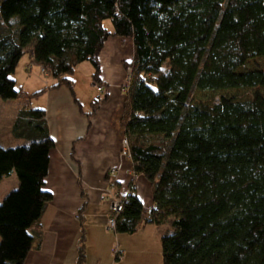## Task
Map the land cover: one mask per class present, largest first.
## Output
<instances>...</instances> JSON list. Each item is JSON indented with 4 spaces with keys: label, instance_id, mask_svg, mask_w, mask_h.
<instances>
[{
    "label": "trees",
    "instance_id": "1",
    "mask_svg": "<svg viewBox=\"0 0 264 264\" xmlns=\"http://www.w3.org/2000/svg\"><path fill=\"white\" fill-rule=\"evenodd\" d=\"M110 39L133 50L123 62L131 74L120 124L134 174L152 185L154 204L145 219L131 184L120 195L126 202L115 232L169 224L163 264H264V96L192 104L196 91L264 88V69L242 70L264 58V0H0V99L23 98L14 75L28 54L80 105L72 77L88 62L103 89L90 120L109 99L100 55ZM27 114L40 137L0 144V185L13 174L19 182L0 204V264L26 263L40 237L33 229L53 201L45 185L55 144L45 111ZM81 226L77 264L86 262L83 219Z\"/></svg>",
    "mask_w": 264,
    "mask_h": 264
},
{
    "label": "crops",
    "instance_id": "2",
    "mask_svg": "<svg viewBox=\"0 0 264 264\" xmlns=\"http://www.w3.org/2000/svg\"><path fill=\"white\" fill-rule=\"evenodd\" d=\"M124 43L122 39H110L100 55L102 81L107 86L109 99L90 120L88 114L91 112L92 102L99 94L96 90L95 94L91 92L92 88L96 89L92 80L93 68L89 83L91 89L88 87L87 93H84L87 105L82 102L76 79V71L81 64L72 77L76 99L80 105L75 102L67 87L54 88L58 84L55 80L53 85L41 90L43 93L40 99L45 103L40 108H21L10 104V110L8 107L2 110L0 141L6 145L0 143L2 146L13 148L40 137L27 124L29 110L45 111L46 136L55 144L45 185V190L53 195V201L40 225L33 229V234L40 237L35 239L25 264H77L82 219L86 236L85 264H126L132 248L128 245L127 238H133L138 231L126 237L125 234L112 235L107 229V199L113 187L117 195L124 196L134 185L136 195L147 211L144 217H150L154 206L153 187L144 177L134 174L132 162L124 153L122 144L125 136L120 121L126 100L122 90L126 77L123 62L133 57L131 45V49L126 51ZM11 110L17 112L14 114ZM17 127L19 130L15 131ZM12 144L15 146H11ZM84 206L81 215L80 211ZM146 225L148 228L155 227L157 241L160 243L165 235L162 228H166L165 231L168 232L170 230L169 224L155 226L147 224L146 221L139 229ZM117 249L121 250L119 260H116ZM123 254L125 257L122 258Z\"/></svg>",
    "mask_w": 264,
    "mask_h": 264
},
{
    "label": "rangeland",
    "instance_id": "3",
    "mask_svg": "<svg viewBox=\"0 0 264 264\" xmlns=\"http://www.w3.org/2000/svg\"><path fill=\"white\" fill-rule=\"evenodd\" d=\"M104 25L107 29L112 30V25L109 21L105 22ZM123 46L126 48V51L128 50V48L131 49V47H129L130 43L128 42H125ZM31 67L32 69H30ZM256 69H264V58H260L249 62L242 70L253 71ZM124 73L126 75L124 85H126L127 81L129 80L128 77H130L129 73H131V69L130 68L127 69L126 72ZM92 74H93V67L88 62L82 63L81 66L77 68L76 71V79L78 82L79 95L82 102L86 105H87V101L84 100L85 97L84 93H87L88 87L90 88L89 83L91 81ZM47 77L48 76L44 72V70L38 65L34 64L31 57L28 54L24 55L21 61L19 62L14 75V79L17 81L18 89H21V91L23 92V98L20 101H4L0 99V116L2 114L3 108L8 107V105L10 104H13L15 107L19 106L21 108H24V106L25 108L30 107L31 109L40 108V106L43 103H45L44 100L40 99V95L35 97L33 96L36 95L38 92H41V90L44 89L45 87H49L55 83L54 79H50ZM124 85L122 86V90L124 88ZM95 90L96 89L92 88L91 92L95 94L96 93ZM256 91L261 92L264 96V88L255 89V90H229L224 92H203V93L196 91L193 96L192 104L196 105L202 103L213 106L216 105L220 97L223 96L234 97L242 101H249L253 98ZM84 109L86 111H89L87 107H84ZM11 111L14 114L17 112V110L16 111L11 110ZM0 143L4 145V143H2L1 141ZM17 144L18 143H15V145ZM15 145L12 144L11 146H15ZM123 149H124V144H123ZM18 184H19L18 178L15 174L13 175V177L10 176L3 179L0 185V204L4 202V200L8 197V195L12 191L16 190ZM165 230L166 228H162L161 231L164 232V234H167L168 231ZM155 231H156L155 227L149 226L148 228V226L146 225V226H142L138 230V234H136L133 238H127L128 245L131 246L132 248H130L131 250L126 260V264L128 263L163 264L162 246L161 243L157 241ZM111 233L112 235L116 234L115 231H111ZM119 235H124V234H119ZM125 235L126 237H130V235L128 234ZM123 256L125 257L124 254L122 255V258Z\"/></svg>",
    "mask_w": 264,
    "mask_h": 264
},
{
    "label": "built area",
    "instance_id": "4",
    "mask_svg": "<svg viewBox=\"0 0 264 264\" xmlns=\"http://www.w3.org/2000/svg\"><path fill=\"white\" fill-rule=\"evenodd\" d=\"M131 73H129L130 75ZM129 80L127 81V84L128 82L130 81V77H128ZM97 91L98 92H102L103 89L101 87H97ZM123 144H124V151L125 153L128 151V148H129V143L126 139H124L123 141ZM134 189V188H133ZM129 192H132L131 190ZM108 203H109V216H108V220H107V223H106V227L109 231H115L116 230V226H117V216L122 213L123 211V207H124V204L126 202V199H124L123 197H120L119 195H117L114 187L111 189V191L109 192V195H108ZM120 251L117 249L115 251V254H119Z\"/></svg>",
    "mask_w": 264,
    "mask_h": 264
}]
</instances>
